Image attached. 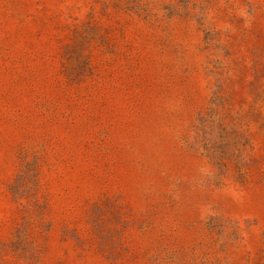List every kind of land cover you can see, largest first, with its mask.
<instances>
[{
	"label": "rangeland",
	"instance_id": "1",
	"mask_svg": "<svg viewBox=\"0 0 264 264\" xmlns=\"http://www.w3.org/2000/svg\"><path fill=\"white\" fill-rule=\"evenodd\" d=\"M0 264H264V0H0Z\"/></svg>",
	"mask_w": 264,
	"mask_h": 264
}]
</instances>
